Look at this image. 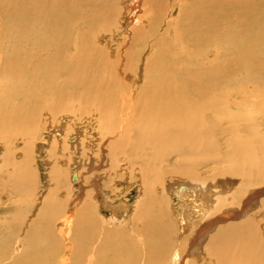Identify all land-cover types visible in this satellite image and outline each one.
<instances>
[{"label":"bare ground","instance_id":"6f19581e","mask_svg":"<svg viewBox=\"0 0 264 264\" xmlns=\"http://www.w3.org/2000/svg\"><path fill=\"white\" fill-rule=\"evenodd\" d=\"M44 147L0 264H264V0H0L1 211Z\"/></svg>","mask_w":264,"mask_h":264},{"label":"rangeland","instance_id":"374dc122","mask_svg":"<svg viewBox=\"0 0 264 264\" xmlns=\"http://www.w3.org/2000/svg\"><path fill=\"white\" fill-rule=\"evenodd\" d=\"M115 32H118V31H116L115 30ZM150 35V34H149ZM147 38H150V36H147ZM108 40H106V42H107ZM149 41V40H148ZM148 41H139V45H137L138 46V54H140V56L143 58H141V60H140V64H143L142 66V68H144V66H145V58L147 57V54L149 53H145L144 52V50H145V46H147V45H150V43H147ZM151 42V41H150ZM153 49H151L150 50V53H153V51H152ZM141 61H142V63H141ZM139 63H137V64H139ZM135 66H136V64H135ZM134 75V74H133ZM143 75V74H142ZM140 77V79H142L143 80V76H139ZM138 77V78H139ZM139 79V80H140ZM138 80V81H139ZM142 80H140L139 82H140V84H141V81ZM262 87L263 86H259L258 88L259 89H262ZM58 116H60V115H58ZM45 118V121H46V124H45V129H44V132H45V135H51V130L49 129V130H47L46 131V129H48V126H50V124H51V119L49 118V116H45L44 117ZM72 119V118H71ZM70 119V121L69 122H67V126H73V124H72V120ZM56 122V123H55ZM81 122H83V121H81ZM86 123H87V121H85ZM53 123H55V124H61V120L59 119V117H58V119H55L54 120V122ZM84 123V122H83ZM89 123L90 124H93V126H95L94 125V121L91 119L90 121H89ZM89 124V125H90ZM46 137V136H45ZM45 137H43V139H42V141L40 142L43 146L45 145V147L47 146V140H45L44 138ZM42 138V137H41ZM40 141V140H39ZM41 148V150H37L38 152H36V161H35V163H34V168H35V170L37 171V176H38V179H39V186H38V191H37V195H38V197H37V201H33V202H31V204L29 205V207H27V206H22V205H19V204H16L17 206H14V205H11L10 203H9V205L8 206H2V208H4V211H1L0 212V214L2 215V217H3V219L4 220H6L5 222H7V221H11V223H12V225L11 226H8V227H4V225H3V220L2 221H0V226H1V228H0V235H2V236H5L8 232L7 231H9L10 229H8V228H10L11 227V230H12V233H13V236L15 235V236H20L19 235V230H20V228L19 227H21L23 224H25L24 222H26L25 221V218H24V216L28 213V215H29V213L31 214L32 213V215H33V217H37L38 215V209L40 208V205H41V200L39 199L40 198V196H41V194H43L45 191H44V189H46L45 187H46V184L49 186L50 185V183H49V181H48V177H46L47 176V174H48V169H49V167H47L48 165H45V160H46V155H47V152H48V150H49V148ZM42 151V152H41ZM40 152V153H39ZM37 158H38V160H39V158H41L42 159V161H41V159L38 161L37 160ZM41 165V166H40ZM105 166H106V163L104 164L103 163V168H102V171L103 172H106L107 171V169H109V168H105ZM108 167V166H107ZM41 170H40V169ZM46 169H47V171H46ZM40 170V171H39ZM110 170H108V172H109ZM43 172V173H42ZM110 173V172H109ZM102 174H104V173H102ZM108 175V174H107ZM122 175H124V173L123 172H121L120 173V179H121V176ZM127 175V174H126ZM131 175L132 176H130V175H127L126 176V182L128 183L129 182V178H133V181L131 182L132 184L134 183V185L131 187V188H129L126 192H124V198H123V200H125V201H127L131 206H132V209H133V207H135V203H136V201H137V192H138V187L137 186H141V178L136 174V175H134L133 176V173H131ZM134 178H136V179H134ZM138 179H139V181H138ZM121 181V180H120ZM122 182V181H121ZM43 186V187H42ZM42 187V188H41ZM137 187V188H136ZM134 188V189H133ZM43 190V191H42ZM130 192V193H129ZM125 193H126V195H125ZM39 194H40V196H39ZM133 194H134V196H133ZM136 194V195H135ZM123 197V196H122ZM17 198V197H16ZM18 199V198H17ZM17 199H15V200H13V202H15ZM133 199V200H132ZM70 204H71V206H70ZM36 205V206H35ZM31 206V207H30ZM69 207H70V209L71 210H73L74 208H75V206L73 205V203H72V201H71V203H69ZM6 208V209H5ZM30 208H32V210L30 209ZM29 210V211H28ZM70 210V211H71ZM26 212V213H25ZM107 213V216H109V212H106ZM36 214V215H35ZM24 221V222H23ZM34 221H36L37 223H40L41 221H38V220H34ZM2 224V225H1ZM5 224V223H4ZM63 226V225H62ZM61 226V224L59 225V228H61L62 227ZM63 228V227H62ZM8 229V230H7ZM25 229H27V227H25ZM20 233H21V230H20Z\"/></svg>","mask_w":264,"mask_h":264}]
</instances>
